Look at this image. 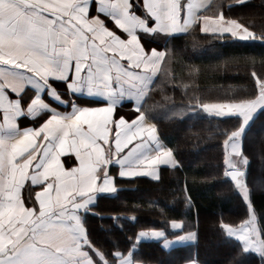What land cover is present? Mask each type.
Segmentation results:
<instances>
[{
    "label": "crops",
    "instance_id": "1",
    "mask_svg": "<svg viewBox=\"0 0 264 264\" xmlns=\"http://www.w3.org/2000/svg\"><path fill=\"white\" fill-rule=\"evenodd\" d=\"M141 1L146 16L132 0H0V264H108L88 238L86 215L116 217L95 207L123 189L117 179L157 181L179 166L142 112L168 40L198 22L205 34L255 36L223 15L203 16L213 0ZM251 104L204 109L230 117ZM228 152L244 156L243 141ZM239 169L227 163L226 175ZM183 230L173 221L175 235L140 231L136 242H161L167 252L196 245L197 232ZM229 231L262 251L255 220Z\"/></svg>",
    "mask_w": 264,
    "mask_h": 264
},
{
    "label": "trees",
    "instance_id": "2",
    "mask_svg": "<svg viewBox=\"0 0 264 264\" xmlns=\"http://www.w3.org/2000/svg\"><path fill=\"white\" fill-rule=\"evenodd\" d=\"M132 6L136 14L147 15L141 0H132ZM220 15L239 22L255 36L237 40L205 34L198 22L186 35L168 40L161 71L142 112L156 125L179 166L163 168L157 181L117 179L123 189L109 198L104 210L99 204L95 207L116 217L86 215L88 238L108 264H116V251L131 254L142 264L191 260L264 264V106L256 110L242 138L249 201L226 175L227 144L242 128L244 118L210 116L204 109L209 104L253 103L262 96L264 0H213L203 13L211 18ZM253 220L259 226L262 251L247 250L229 231ZM173 221L184 223L183 232L195 230L197 244L167 252L161 242H136L140 231L175 235L170 231ZM210 250L224 259L212 258Z\"/></svg>",
    "mask_w": 264,
    "mask_h": 264
},
{
    "label": "rangeland",
    "instance_id": "3",
    "mask_svg": "<svg viewBox=\"0 0 264 264\" xmlns=\"http://www.w3.org/2000/svg\"><path fill=\"white\" fill-rule=\"evenodd\" d=\"M204 32L207 33V31L205 30ZM261 88H262V94H264V85L262 84L261 85ZM263 96H261L260 98H258L257 100H255V102H253L251 105H253L252 108H250V110L248 112H245L243 114H240L238 112H234V113H230L228 115H232V116H237V115H243V118H244V122H243V126L242 128L236 133L233 135L232 139L229 141V143L227 144V163L228 165H232V163L235 164V166L239 167L240 171L242 173L241 177L238 179L236 186L238 187V190L240 191V193L244 196V198L246 200L249 201L250 199V193H249V189L246 185V181L245 179L243 178L244 177V169H242V166L244 164V161H247V158L245 156H240V155H237V154H230V152H228V145L230 144L231 141H234L235 143H237L238 141H242V138L244 136V133L245 131L247 130V128L249 127L252 119H253V116L254 114L256 113V110L259 109V108H262L264 106V99L262 98ZM250 105V106H251ZM177 131H180L179 128H177ZM197 158V156L193 157V160H195ZM246 158V159H245ZM213 236H214V233H213ZM213 239L210 237L209 238V241L211 242V244L213 245V247H215V244L214 242L212 241ZM212 253V258L216 259V260H222L224 259V257H218L213 250H210L208 254Z\"/></svg>",
    "mask_w": 264,
    "mask_h": 264
},
{
    "label": "water",
    "instance_id": "4",
    "mask_svg": "<svg viewBox=\"0 0 264 264\" xmlns=\"http://www.w3.org/2000/svg\"><path fill=\"white\" fill-rule=\"evenodd\" d=\"M242 173L239 171H229L228 178L231 182L237 183L238 179L241 177Z\"/></svg>",
    "mask_w": 264,
    "mask_h": 264
}]
</instances>
